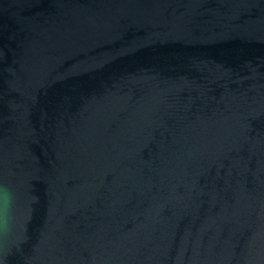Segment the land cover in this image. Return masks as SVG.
Masks as SVG:
<instances>
[{
    "label": "water",
    "instance_id": "1",
    "mask_svg": "<svg viewBox=\"0 0 264 264\" xmlns=\"http://www.w3.org/2000/svg\"><path fill=\"white\" fill-rule=\"evenodd\" d=\"M0 264H264V0H0Z\"/></svg>",
    "mask_w": 264,
    "mask_h": 264
}]
</instances>
